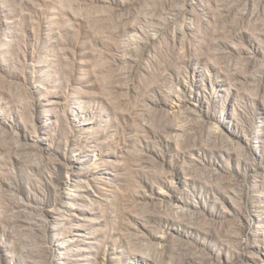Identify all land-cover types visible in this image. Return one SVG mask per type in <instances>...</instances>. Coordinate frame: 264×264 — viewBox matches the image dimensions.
<instances>
[{
  "label": "rangeland",
  "instance_id": "obj_1",
  "mask_svg": "<svg viewBox=\"0 0 264 264\" xmlns=\"http://www.w3.org/2000/svg\"><path fill=\"white\" fill-rule=\"evenodd\" d=\"M0 264H264V0H0Z\"/></svg>",
  "mask_w": 264,
  "mask_h": 264
}]
</instances>
